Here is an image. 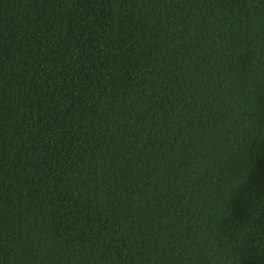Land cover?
I'll use <instances>...</instances> for the list:
<instances>
[{
  "label": "trees",
  "instance_id": "1",
  "mask_svg": "<svg viewBox=\"0 0 264 264\" xmlns=\"http://www.w3.org/2000/svg\"><path fill=\"white\" fill-rule=\"evenodd\" d=\"M0 264H264V0H0Z\"/></svg>",
  "mask_w": 264,
  "mask_h": 264
}]
</instances>
